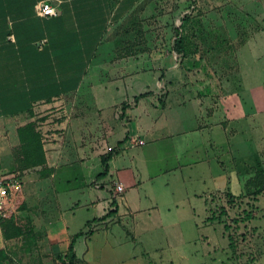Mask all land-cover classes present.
Returning a JSON list of instances; mask_svg holds the SVG:
<instances>
[{
	"label": "crops",
	"instance_id": "1",
	"mask_svg": "<svg viewBox=\"0 0 264 264\" xmlns=\"http://www.w3.org/2000/svg\"><path fill=\"white\" fill-rule=\"evenodd\" d=\"M144 1L0 0V122L24 119L22 127L32 122L38 107L60 100L67 104L65 119L61 124L55 122L54 128L50 118L56 114L49 111L39 116L43 128L47 125V130H53L42 142L45 165L23 166L20 158L13 161L5 153L11 150L9 146L3 147L4 152L0 149L3 171L18 167L24 182L9 217L17 210H35L31 219L36 231H47L40 244L62 251L63 261L71 256L76 238L72 264H94L88 259L89 244L98 240L100 253L107 254L108 245L117 237L132 247H172L176 261L172 259L171 264H179L183 242L192 245L189 254L200 257V264H211V253L207 261L206 251L202 254L197 248L190 210L179 208L188 206L194 213L195 201L201 200L203 210L209 212L206 221L211 223L213 215L204 199L209 193L224 191L220 184L230 179L228 158L232 163L237 160L238 180L244 177L240 152L250 147L238 135L253 129L247 119L231 118L225 109L212 112L192 93L182 91L162 98L164 82L158 67L163 60L158 57L143 54L137 59L99 61L112 30ZM42 2L54 6L56 15H39L36 7ZM142 94L146 95L136 101ZM16 136L19 143L15 146L21 148L18 129ZM112 150L109 170L100 176L105 172L103 158ZM57 171H63L67 187L77 173L83 182L82 195L87 198L83 206L91 213L83 228L76 224V208L65 217L62 210L47 207L55 198L49 193H53L51 178ZM119 182L124 186L121 193L115 190ZM22 191L26 202H31V196L34 202L38 200L34 209L18 206ZM54 211L63 218L59 215L54 220ZM258 212L264 214V210ZM92 224L96 229L87 232ZM209 240L207 236L204 242ZM262 256L264 252L255 259L257 264H264Z\"/></svg>",
	"mask_w": 264,
	"mask_h": 264
},
{
	"label": "rangeland",
	"instance_id": "2",
	"mask_svg": "<svg viewBox=\"0 0 264 264\" xmlns=\"http://www.w3.org/2000/svg\"><path fill=\"white\" fill-rule=\"evenodd\" d=\"M143 54L163 60L158 67L164 82L160 91L162 98L175 96L176 92L192 93L205 101L212 112L225 109L231 118L244 117L253 126L250 134L238 135L244 138V146L247 143L250 147L240 152L244 177L238 180L234 166L237 160L232 163L228 158L226 169L230 179L220 184L224 191L209 193L204 199L215 219L211 223L206 221L209 212L203 210L201 200L195 201L194 213L188 206H180L179 210H190L197 248L202 249V254L206 251V260H209L208 252L211 253V264H257L255 259L264 252V214L258 212L264 210V0H145L112 30L98 59L113 62L121 57L137 59ZM66 105L60 100L34 111L30 123L36 125L42 142L53 130H47L45 124L43 128L39 116L49 111H52L50 115L56 114L50 118L54 128L55 122L61 124L65 119ZM69 105L75 108L74 103ZM22 123L24 119L0 122V149L4 152L3 147L8 149L9 146L11 150L5 153L13 161L20 158L24 166L23 149L15 146L19 143L16 130ZM0 171L5 172L1 166ZM20 171L17 167L5 173H19L21 177ZM56 173V177L51 178L53 193H49L55 198L47 207L62 210L65 217L76 208V224L83 228L86 217L91 214L85 211L89 207L83 206L87 201L86 195H82L83 182L78 180L77 173L73 184L67 187L63 184V171ZM193 177L198 178L197 174ZM90 184L97 190L95 183ZM20 195L18 206L34 209L38 200L34 202L31 196L28 203L23 191ZM95 195L99 193L95 191ZM34 211L17 210L1 221L0 264H65V260H70L69 256L63 261L62 251L40 244L47 231H36L31 219ZM59 215L54 211L51 217L55 220ZM94 226H88L87 232H94ZM59 235L63 239V233ZM207 236L210 240L204 242ZM183 244L186 243L181 242L179 247V264H200V257L189 254L192 245ZM161 247L154 244L132 247L117 237L107 247L109 258L105 251L100 253L101 246L95 239L89 244L88 259L94 264H171L172 259L176 261L172 247ZM262 260L264 263V256Z\"/></svg>",
	"mask_w": 264,
	"mask_h": 264
},
{
	"label": "trees",
	"instance_id": "3",
	"mask_svg": "<svg viewBox=\"0 0 264 264\" xmlns=\"http://www.w3.org/2000/svg\"><path fill=\"white\" fill-rule=\"evenodd\" d=\"M180 53L181 51L178 50ZM146 94L139 95L135 98L136 101L140 100V98L144 97ZM18 135L21 141V147L23 149V157L24 161L26 162V165L29 167H35L39 165H45L46 164V157L45 152L43 149V143H42V137L40 132L37 130V127L33 123H29L25 126H22L18 129ZM115 151H111L108 156L103 158V166L105 169V172L101 174L100 176L106 175V173L109 170V161L114 156ZM215 218H213L214 220ZM3 222V221H2ZM226 229H228V226H226ZM76 239V238H75ZM75 239L73 240V243L70 247V260L68 262L72 264L73 258H74V243ZM231 239V237H230ZM234 243L231 241V246H233Z\"/></svg>",
	"mask_w": 264,
	"mask_h": 264
},
{
	"label": "built area",
	"instance_id": "4",
	"mask_svg": "<svg viewBox=\"0 0 264 264\" xmlns=\"http://www.w3.org/2000/svg\"><path fill=\"white\" fill-rule=\"evenodd\" d=\"M37 13L44 17L56 15L57 10L50 3H40L36 7ZM140 145L143 141L138 142ZM23 185V180L18 173H5L0 171V221H4L9 217L11 210L14 208L19 191ZM117 193L124 191L122 183H115ZM65 264H70L68 260Z\"/></svg>",
	"mask_w": 264,
	"mask_h": 264
}]
</instances>
